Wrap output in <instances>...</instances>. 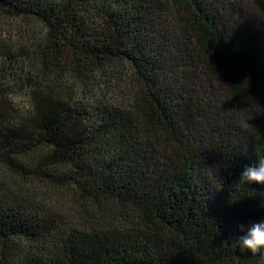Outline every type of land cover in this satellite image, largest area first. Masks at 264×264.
Returning a JSON list of instances; mask_svg holds the SVG:
<instances>
[{"label": "trees", "instance_id": "16d2710c", "mask_svg": "<svg viewBox=\"0 0 264 264\" xmlns=\"http://www.w3.org/2000/svg\"><path fill=\"white\" fill-rule=\"evenodd\" d=\"M2 19L0 264H262L232 243L264 222L240 182L264 157V0H0Z\"/></svg>", "mask_w": 264, "mask_h": 264}, {"label": "clouds", "instance_id": "9594fccd", "mask_svg": "<svg viewBox=\"0 0 264 264\" xmlns=\"http://www.w3.org/2000/svg\"><path fill=\"white\" fill-rule=\"evenodd\" d=\"M240 182L264 185V157H258L252 165L242 171ZM232 247H238L254 256L258 255L264 264V222L252 224L244 235L232 243Z\"/></svg>", "mask_w": 264, "mask_h": 264}, {"label": "rangeland", "instance_id": "374dc122", "mask_svg": "<svg viewBox=\"0 0 264 264\" xmlns=\"http://www.w3.org/2000/svg\"><path fill=\"white\" fill-rule=\"evenodd\" d=\"M16 26H14V24L12 22H8L6 20H0V36H13L14 33H16L15 31ZM18 29H21L20 27H18Z\"/></svg>", "mask_w": 264, "mask_h": 264}]
</instances>
